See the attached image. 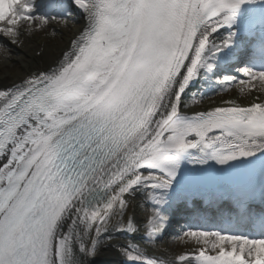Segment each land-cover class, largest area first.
Listing matches in <instances>:
<instances>
[{"label":"snow or ice","instance_id":"obj_1","mask_svg":"<svg viewBox=\"0 0 264 264\" xmlns=\"http://www.w3.org/2000/svg\"><path fill=\"white\" fill-rule=\"evenodd\" d=\"M77 15L59 55L0 83V264H90L117 236L123 264H168L135 240L177 210L174 264H264V98L185 101L264 90V0H0V52Z\"/></svg>","mask_w":264,"mask_h":264},{"label":"bare ground","instance_id":"obj_2","mask_svg":"<svg viewBox=\"0 0 264 264\" xmlns=\"http://www.w3.org/2000/svg\"><path fill=\"white\" fill-rule=\"evenodd\" d=\"M82 23L83 21L80 19L79 15H77L74 19L68 21L67 26L56 25L60 31H58L55 36L44 33H37L31 36L26 35L22 37L24 41L23 44L8 45V53L6 52L3 54V52H0V83H7L8 80H6V77L16 79L23 75L25 71L35 69L37 66L43 67L46 62H50L52 58L59 55L60 51L65 48L70 38H72L77 32ZM49 32H51V29ZM41 49H43L45 53L43 58L37 57L36 55V52ZM200 88L201 84H197L191 89V92H196ZM228 90L229 92L238 90V86L234 85L229 87ZM191 92L185 97V101L190 105V112L195 110H206L212 105H219L228 100H233L237 103L247 105L251 102H255L257 96L264 98V90H261L255 91V96H248L247 98L241 97L240 99H222L218 94L210 98L203 97L199 103H193ZM133 206L137 219L140 221H142L151 212V207L141 199L134 201ZM177 213L180 214V211H177ZM177 213H175V215H177ZM142 232L143 229L141 228L140 234H142ZM180 233L181 232L179 231L177 236L173 238L174 241L170 244H166L164 242L159 244L155 242L143 241L139 238L140 234H137L135 243L141 246L145 255L151 258L166 260L168 264H174L175 256L177 254L182 251L190 250L189 246L180 240ZM132 242L133 241L130 237L117 236L116 240L113 242V246L105 245L99 255L95 257L90 264H123V257L120 255L118 247L119 245Z\"/></svg>","mask_w":264,"mask_h":264},{"label":"rangeland","instance_id":"obj_3","mask_svg":"<svg viewBox=\"0 0 264 264\" xmlns=\"http://www.w3.org/2000/svg\"><path fill=\"white\" fill-rule=\"evenodd\" d=\"M9 48V47H8ZM9 52V50L7 51V53ZM4 54V53H3ZM245 77H243V78H241V79H244ZM234 86V85H233ZM231 92V91H230ZM229 91H226V92H220V93H210V95H208V94H206L205 95V98H210V97H214V96H216V95H218L219 94V97L220 98H222V99H228V98H238V99H240L241 97L242 98H247L248 96H255L256 95V93H255V91L252 93V94H248L247 92H245V93H241L240 91H239V87H238V90H235V91H232L231 93H230ZM208 95V96H207ZM165 237H163L162 238V240H157V241H155V243H161V242H164V243H166V244H168V242L169 241H167V238H166V235H164ZM143 245V244H142Z\"/></svg>","mask_w":264,"mask_h":264}]
</instances>
